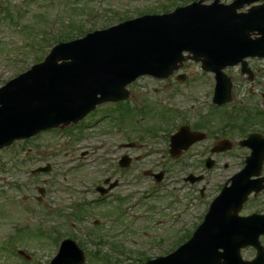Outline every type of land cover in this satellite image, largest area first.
<instances>
[{"label":"rangeland","instance_id":"1","mask_svg":"<svg viewBox=\"0 0 264 264\" xmlns=\"http://www.w3.org/2000/svg\"><path fill=\"white\" fill-rule=\"evenodd\" d=\"M66 1L63 4L60 0H0L4 6L0 11V86L48 54L55 43L46 38L66 37V41L69 36L80 37L81 33L71 30L72 25H81L88 32L118 23L122 18L137 17L141 12L170 11L175 5H186L193 0ZM253 65L260 68L254 80L243 79L236 68L225 70L234 79L232 103L235 105L255 104L264 91V60ZM182 72L187 74V83L176 78ZM214 84V74L188 61L166 80L142 77L130 84L131 99L120 108L115 103L102 104L82 124L59 132H44L28 145L17 141L2 149L0 264H45L53 256L57 237L62 234H73L78 243L82 242L80 246L87 256L85 264H144L150 256L167 255L182 244L202 221L209 201L230 175L229 149L212 155L218 164L213 179L207 183L205 197L199 199L195 186L183 181L189 171L201 170V155L196 151L207 156L215 138L230 139V115L224 112L230 106L206 102L211 101ZM130 100L146 105V112L132 111L122 121L113 112L111 119H103L91 127L83 126L96 122L95 118L109 110L125 112L127 105L133 107ZM184 116L185 124L209 132V137L174 159L169 153L170 135L177 131ZM67 129L70 131L66 132ZM147 130L150 133L142 136ZM130 141H135L136 146H121ZM124 154L133 158L126 168L118 164ZM137 155L140 158L135 160ZM225 163L229 164L226 169ZM47 164L52 166L50 172L33 173L35 168ZM149 169L167 173L161 182H155L143 173ZM106 178L116 181L118 186L101 197L96 187L105 185ZM39 187L44 188L43 195ZM37 196H41V201ZM256 206L249 201L246 210ZM95 219L98 224H94ZM131 219L136 222L132 223ZM155 220H159L157 225ZM38 228L55 229L57 237L52 232H38ZM90 232L96 233L95 237ZM18 246L31 253L30 263L15 258ZM112 246H117L118 252L112 251ZM98 251L101 255L93 257ZM252 254L251 249L242 251L246 259ZM132 255L141 261L135 262ZM104 256L110 257L104 261Z\"/></svg>","mask_w":264,"mask_h":264},{"label":"water","instance_id":"2","mask_svg":"<svg viewBox=\"0 0 264 264\" xmlns=\"http://www.w3.org/2000/svg\"><path fill=\"white\" fill-rule=\"evenodd\" d=\"M255 1L234 0L225 5L216 0L202 5L201 0L170 14L146 15L57 45L43 63L0 90V148L41 129L77 122L99 103L127 98L126 86L138 76L168 77L189 58L217 72V100L230 99V77L223 68L240 61L245 65L248 56H264V3L237 12ZM183 133L171 139L174 156L187 146L180 142ZM186 136L190 142L204 137ZM228 148L230 144L222 140L214 150ZM128 162L124 159L122 165ZM235 196L230 187L224 188L191 240L150 264H168L164 262L168 259L171 264H264L260 223L230 221L237 217L238 208L230 210ZM241 228H251L253 235L237 239L233 235ZM248 244L260 246V256L244 262L239 251ZM84 260L83 251L69 240L53 264H83Z\"/></svg>","mask_w":264,"mask_h":264},{"label":"flooded vegetation","instance_id":"3","mask_svg":"<svg viewBox=\"0 0 264 264\" xmlns=\"http://www.w3.org/2000/svg\"><path fill=\"white\" fill-rule=\"evenodd\" d=\"M1 7L2 4H0V9ZM263 60L264 58L249 59V65H250L249 67L251 69V72L249 73L242 74L241 65L235 66L233 68L239 70L240 75L243 79L254 80L256 73L257 71L260 70V68L254 66L253 62L263 61ZM231 78H232V82H234L233 76ZM233 87H234V83H233ZM259 97L260 99L259 102H257L258 104L257 103L252 105L242 104L241 106L230 105V179L232 178V176H234V174H236L244 167L247 158L251 155L253 149L252 145L260 144L262 141H264V91H262L259 94ZM236 122H238L239 124L236 125ZM190 128L193 131H201L200 128L197 129L198 127L195 128L193 126L192 127L190 126ZM208 133H206L207 138L209 137ZM217 140L218 139L215 138L212 145H214ZM202 141L193 144L191 147L194 146L195 148L198 144L202 143ZM243 141L245 142V144H242ZM236 148H239V150L235 151ZM196 153L202 155L198 151H196ZM206 158H203L201 156L202 159L200 161L201 167L199 168L202 170H198L199 171L198 173H194L196 176L202 175L203 179L199 182L191 184V186H195L194 188L199 193L200 197L206 196L207 183H210L211 179H213V175H214L213 170L216 168L218 164V161L216 160V163L212 168H206L205 167ZM261 158H263V160L260 168V178L263 179L261 181V185L264 187V153L262 154ZM224 166L225 168H228L229 164L225 163ZM257 168L258 167L256 162L251 165V169H257ZM151 171L153 170L150 169L148 174H152ZM164 172L167 173V171L165 170ZM249 201L256 203L257 206L252 208L251 210H246V205L247 203H249ZM241 214L244 216H249L252 214H264V188L260 193L252 194L250 196L249 200L244 204L241 210Z\"/></svg>","mask_w":264,"mask_h":264}]
</instances>
